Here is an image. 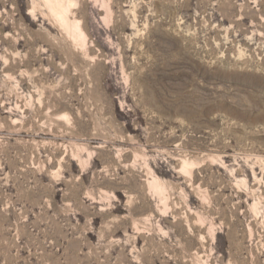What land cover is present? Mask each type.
Masks as SVG:
<instances>
[{
  "label": "rangeland",
  "instance_id": "rangeland-1",
  "mask_svg": "<svg viewBox=\"0 0 264 264\" xmlns=\"http://www.w3.org/2000/svg\"><path fill=\"white\" fill-rule=\"evenodd\" d=\"M0 264H264V0H0Z\"/></svg>",
  "mask_w": 264,
  "mask_h": 264
},
{
  "label": "bare ground",
  "instance_id": "bare-ground-1",
  "mask_svg": "<svg viewBox=\"0 0 264 264\" xmlns=\"http://www.w3.org/2000/svg\"><path fill=\"white\" fill-rule=\"evenodd\" d=\"M49 3H50V0H49ZM53 3V2H52ZM61 19H63V18H61ZM77 23V22H76ZM79 23V22H78Z\"/></svg>",
  "mask_w": 264,
  "mask_h": 264
}]
</instances>
